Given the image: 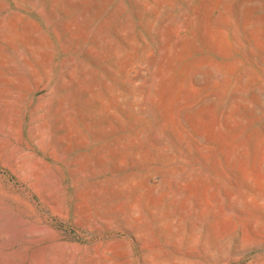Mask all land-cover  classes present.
<instances>
[{
	"label": "rangeland",
	"instance_id": "obj_1",
	"mask_svg": "<svg viewBox=\"0 0 264 264\" xmlns=\"http://www.w3.org/2000/svg\"><path fill=\"white\" fill-rule=\"evenodd\" d=\"M0 264H264V0H0Z\"/></svg>",
	"mask_w": 264,
	"mask_h": 264
}]
</instances>
